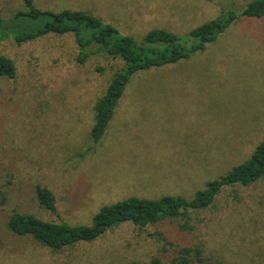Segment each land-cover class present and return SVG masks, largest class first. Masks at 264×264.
<instances>
[{
	"label": "rangeland",
	"instance_id": "obj_1",
	"mask_svg": "<svg viewBox=\"0 0 264 264\" xmlns=\"http://www.w3.org/2000/svg\"><path fill=\"white\" fill-rule=\"evenodd\" d=\"M249 2L34 0L43 10L90 12L137 39L154 27L184 37L221 8L240 13ZM24 9L22 0H0L4 19ZM0 54L16 68L14 78L0 76V264H167L182 246L200 249L193 264H264V178L189 211L191 230L182 217L144 229L126 222L52 251L6 228L14 208L88 225L101 206L129 196L189 199L247 160L264 139V15L237 19L187 59L135 74L95 143L93 103L119 61L77 63L69 33L21 44L9 36ZM37 185L53 192L55 212L37 203Z\"/></svg>",
	"mask_w": 264,
	"mask_h": 264
},
{
	"label": "trees",
	"instance_id": "obj_2",
	"mask_svg": "<svg viewBox=\"0 0 264 264\" xmlns=\"http://www.w3.org/2000/svg\"><path fill=\"white\" fill-rule=\"evenodd\" d=\"M22 2L24 10L17 11L7 19L0 16V42L9 36L16 44H21L48 34L69 33L77 48V63L83 64L93 56H104L120 62V66L107 80L103 94L93 103V123L89 130L93 143L105 132L119 99L135 74L187 59L204 50L237 19L264 15V0H250L240 13L225 12L221 8L218 15L191 28L184 37L168 29L154 27L137 39L134 35L122 33L112 23L105 22L90 12L74 9L43 10L34 4V0ZM15 75L14 61L0 54V76L14 78ZM91 150L89 146L84 154ZM262 178L264 139L254 147L247 160L207 181L189 199L173 195H163L158 199L129 196L101 206L88 225L46 221L30 212L14 208L6 219V228L11 234L30 236L52 251L73 246L80 241H91L126 222L144 229L148 225L182 217L185 220L180 227L191 230L187 215L189 211L210 207L226 187L247 186ZM3 196L6 197L5 193ZM35 198L48 211H56L55 196L47 187L37 185ZM200 255L199 248L182 246L177 256L167 264H193L194 259L200 261ZM150 264L163 263L153 258Z\"/></svg>",
	"mask_w": 264,
	"mask_h": 264
}]
</instances>
